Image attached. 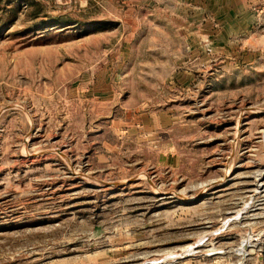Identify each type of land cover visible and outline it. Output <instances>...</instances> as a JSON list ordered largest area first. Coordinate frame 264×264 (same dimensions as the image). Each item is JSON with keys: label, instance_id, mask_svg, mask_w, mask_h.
<instances>
[{"label": "rangeland", "instance_id": "374dc122", "mask_svg": "<svg viewBox=\"0 0 264 264\" xmlns=\"http://www.w3.org/2000/svg\"><path fill=\"white\" fill-rule=\"evenodd\" d=\"M0 264H264V0H0Z\"/></svg>", "mask_w": 264, "mask_h": 264}, {"label": "bare ground", "instance_id": "6f19581e", "mask_svg": "<svg viewBox=\"0 0 264 264\" xmlns=\"http://www.w3.org/2000/svg\"><path fill=\"white\" fill-rule=\"evenodd\" d=\"M258 186H261V184H258ZM248 240V239H247ZM246 245V244H245ZM183 255V254H182Z\"/></svg>", "mask_w": 264, "mask_h": 264}]
</instances>
